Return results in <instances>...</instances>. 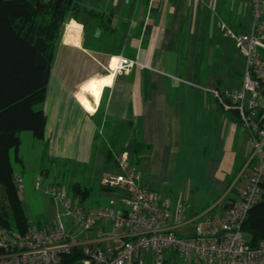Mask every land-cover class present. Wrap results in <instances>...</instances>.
<instances>
[{
    "label": "crops",
    "instance_id": "crops-1",
    "mask_svg": "<svg viewBox=\"0 0 264 264\" xmlns=\"http://www.w3.org/2000/svg\"><path fill=\"white\" fill-rule=\"evenodd\" d=\"M80 1L82 10L64 24L41 104L47 123L37 142L44 154L62 168L103 170L101 178L118 171L108 150L114 156L126 150L143 183L184 199L188 215L210 208L232 183L243 184L250 134L210 89L239 87L224 82L235 55L241 75L244 59L231 36H225L229 45L219 35L225 32L219 24L218 30L203 27L201 4L216 11L218 21L227 10L229 24L245 30L251 0ZM121 56L137 62L116 70ZM17 152L25 164L21 145ZM104 190L109 202L114 193Z\"/></svg>",
    "mask_w": 264,
    "mask_h": 264
},
{
    "label": "built area",
    "instance_id": "built-area-1",
    "mask_svg": "<svg viewBox=\"0 0 264 264\" xmlns=\"http://www.w3.org/2000/svg\"><path fill=\"white\" fill-rule=\"evenodd\" d=\"M219 26L234 39L244 69L239 87L210 91L221 107L239 114L252 143L242 172L246 181L241 188L232 183L228 191L237 188L234 198L227 194L188 215L184 199L145 185L138 165L123 150L115 156L118 171L100 180L113 199L96 206L70 201L62 185L51 183L45 193L64 210H55L51 225L33 219L24 231L0 225V264H61L62 255L75 245L85 254L82 264H164L170 254L189 264H264V241L251 244L242 228L250 206L261 198L264 178V0H251L248 29H230L224 21ZM136 62L121 56L115 69ZM13 181L23 194L21 173Z\"/></svg>",
    "mask_w": 264,
    "mask_h": 264
},
{
    "label": "trees",
    "instance_id": "trees-1",
    "mask_svg": "<svg viewBox=\"0 0 264 264\" xmlns=\"http://www.w3.org/2000/svg\"><path fill=\"white\" fill-rule=\"evenodd\" d=\"M80 10V0H0V225L9 229L24 231L30 221L13 181L17 172L11 152L22 162L17 151L24 131L45 138L47 116L41 104L51 67L67 18ZM108 159L115 160L111 149ZM71 188L72 199L80 203L90 194V187L79 182ZM260 188L261 198L250 206L242 225L253 245L264 241V178ZM237 192L233 187L228 197ZM84 257L82 247L75 245L62 255L61 264H80Z\"/></svg>",
    "mask_w": 264,
    "mask_h": 264
},
{
    "label": "rangeland",
    "instance_id": "rangeland-1",
    "mask_svg": "<svg viewBox=\"0 0 264 264\" xmlns=\"http://www.w3.org/2000/svg\"><path fill=\"white\" fill-rule=\"evenodd\" d=\"M245 0H243L244 2ZM201 12L203 14V27L209 30H218V24L221 21H218L216 17V11H214L209 5L201 4ZM221 3L217 5V11L220 10ZM227 10L225 12L224 21L227 23L228 28H233L229 24L228 16L230 15ZM223 21V20H222ZM228 21V22H227ZM223 35L224 39L229 45L232 44L230 39L225 32H219V35ZM229 38V37H228ZM235 67L231 70L229 74V79L225 78L224 84L227 86H240L242 83V75L240 70L242 69V61L236 56ZM243 74V72H242ZM264 96V91L262 92ZM264 103V98L262 99ZM226 112L231 113L226 110ZM241 124V122H239ZM242 126V125H241ZM99 139V138H98ZM39 139L35 138L30 131H24L21 133V152L26 161L25 164L22 162H16L15 160V150H12V160L15 170L19 171L23 177V184L25 186V191L23 194H20L26 212L30 219L35 221H41L45 223L48 220H54L55 210L59 209L63 211L64 207L61 203L57 202L48 194L45 193V187L51 183H57L62 185L65 188L66 199L72 201V185L75 182H81L82 185H88L90 187V194L86 198L88 204L96 206L99 204L108 203L109 195L104 193V187L101 185V173L103 170H98L97 173H90V170L85 171L84 168H79L75 170L76 166L67 165L64 168L57 166V161H52L49 159L43 152V148L38 146ZM103 141V138H100L97 144H100ZM73 168V169H72ZM43 169H46V172H42ZM87 169V168H86ZM40 181V186H37V181ZM237 180V179H236ZM234 180V182H236ZM244 184V183H243ZM243 184H240L238 188H241ZM156 190V189H155ZM161 192L159 189L157 190ZM172 198H176L173 194H167ZM77 201V200H76ZM190 214H193V211H189ZM82 264V260L79 262ZM166 264H189L183 258L172 255Z\"/></svg>",
    "mask_w": 264,
    "mask_h": 264
},
{
    "label": "bare ground",
    "instance_id": "bare-ground-1",
    "mask_svg": "<svg viewBox=\"0 0 264 264\" xmlns=\"http://www.w3.org/2000/svg\"><path fill=\"white\" fill-rule=\"evenodd\" d=\"M72 31H73V29L71 30V33H72ZM72 36H73V34H72ZM103 81H99V82H97L96 83V85L93 87V89H92V93H93V95L95 96V97H97V96H99L98 94H99V90H100V86H101V83H102ZM89 107V106H88ZM90 109H92L91 107H90Z\"/></svg>",
    "mask_w": 264,
    "mask_h": 264
}]
</instances>
